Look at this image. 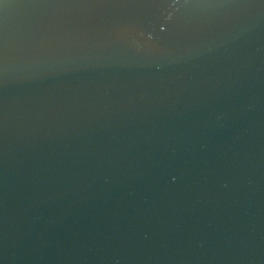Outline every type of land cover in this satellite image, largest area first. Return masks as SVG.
Returning a JSON list of instances; mask_svg holds the SVG:
<instances>
[{
	"label": "water",
	"instance_id": "1",
	"mask_svg": "<svg viewBox=\"0 0 264 264\" xmlns=\"http://www.w3.org/2000/svg\"><path fill=\"white\" fill-rule=\"evenodd\" d=\"M0 264H264V0H0Z\"/></svg>",
	"mask_w": 264,
	"mask_h": 264
}]
</instances>
